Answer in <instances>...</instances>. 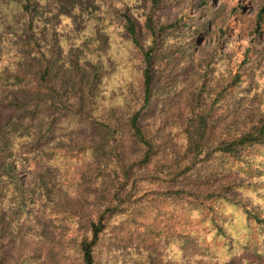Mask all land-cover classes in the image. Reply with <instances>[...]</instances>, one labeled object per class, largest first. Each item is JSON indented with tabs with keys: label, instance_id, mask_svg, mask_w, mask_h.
Segmentation results:
<instances>
[{
	"label": "trees",
	"instance_id": "16d2710c",
	"mask_svg": "<svg viewBox=\"0 0 264 264\" xmlns=\"http://www.w3.org/2000/svg\"><path fill=\"white\" fill-rule=\"evenodd\" d=\"M38 1L3 6L14 38L35 16L36 71L0 26V264H264V106L231 118L243 73L197 71L186 44L213 24L159 25L152 0L139 27L103 5L84 40Z\"/></svg>",
	"mask_w": 264,
	"mask_h": 264
},
{
	"label": "rangeland",
	"instance_id": "374dc122",
	"mask_svg": "<svg viewBox=\"0 0 264 264\" xmlns=\"http://www.w3.org/2000/svg\"><path fill=\"white\" fill-rule=\"evenodd\" d=\"M11 1L13 0H0V26L7 28L1 34V39L14 38L11 34L13 26L9 21L10 18L3 10V6L9 5ZM31 2L34 5L39 4L38 0ZM43 2H45L44 13L50 23H57L62 15L71 16L75 30L84 40L89 36L87 34L89 22L94 18H97L94 21H102L104 18L101 10L103 5L118 13L128 11L139 27H142L144 15L152 13V0H43ZM263 7L264 0H162L159 8L152 13L159 25L185 22L197 27L208 21L213 24L211 32L190 41L191 48L187 44L186 47L206 58L207 65H211V68L202 61L196 66L202 76L207 72L210 80H213L216 72L219 74L225 72L222 74V79L225 81L229 80L226 72L233 71L231 72L233 75L239 71L243 73L247 82L241 83L229 99L231 118L244 119L252 111L264 106V21L263 32L258 34L255 31L256 19ZM34 19V15L18 14L14 23L23 33L14 38V46L8 47L7 50L26 55L31 69L36 71V64L41 61L37 64L40 67L42 59L36 57L27 45L31 34L30 23ZM181 26L182 24L179 27ZM95 29L101 33L99 24L95 25ZM191 30L193 29H187L186 33ZM121 33L122 31L119 30L118 35ZM122 37L124 38V34ZM89 45L90 42L85 41L73 57L82 54ZM185 54L190 53L185 52ZM220 65L225 66V69L221 70L217 67ZM64 79L63 76H58L55 81L60 82ZM9 96L13 99L27 97V99H35L34 101L41 99L22 92L10 93ZM19 172L23 176L27 173L25 169ZM41 172L38 168L29 172L30 176L26 182L30 189L41 184L43 180Z\"/></svg>",
	"mask_w": 264,
	"mask_h": 264
}]
</instances>
